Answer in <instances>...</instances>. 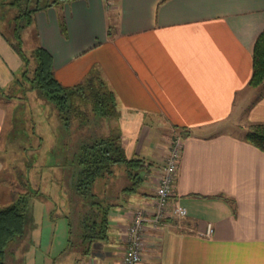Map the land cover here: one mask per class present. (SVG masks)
<instances>
[{
	"label": "crops",
	"instance_id": "0c3cea01",
	"mask_svg": "<svg viewBox=\"0 0 264 264\" xmlns=\"http://www.w3.org/2000/svg\"><path fill=\"white\" fill-rule=\"evenodd\" d=\"M111 2L67 0L39 10L21 45L29 40L30 50H47L62 85L98 71L116 96L118 117L140 118L146 127L159 118L183 136L169 206L186 208V215H169L158 226L146 220L141 264H264V151L244 139L249 124L264 122V89L248 84L254 42L264 30V0ZM8 37L0 30V94L24 66ZM5 121L0 105V135ZM155 143L147 154L137 145L133 154L151 161V171L141 193L111 210L104 242H94L85 257L64 251L66 228L59 256L67 252L74 264H121L131 218L138 209L147 216L154 210L167 152ZM26 236L31 241L41 233ZM41 253L42 264L57 261Z\"/></svg>",
	"mask_w": 264,
	"mask_h": 264
},
{
	"label": "trees",
	"instance_id": "16d2710c",
	"mask_svg": "<svg viewBox=\"0 0 264 264\" xmlns=\"http://www.w3.org/2000/svg\"><path fill=\"white\" fill-rule=\"evenodd\" d=\"M66 1L0 0V5L15 9L11 22L15 42L10 45L23 59L24 67L26 65L20 74L29 82L30 90H36L54 104L65 124L75 120L77 126L83 128L91 125L92 120L109 123L118 117L119 105L113 90L98 71H92L74 85L65 86L56 79L47 50L37 46L29 56L22 50L21 33L32 23L35 13ZM61 30L66 33L63 21ZM251 57L252 74L248 84L264 89V30L256 37ZM244 139L264 151V122L249 124ZM125 145L123 136L113 127L104 128V132L93 131L80 141L74 153V179H71L66 199L70 212L62 214L68 228L64 251L77 249L83 257L90 254L94 242H104L107 238L111 210L122 204L125 196L141 193L152 162L142 156H128ZM34 193L36 191L14 192L11 204L0 206V264H7L6 252L13 250L17 239L26 236V215Z\"/></svg>",
	"mask_w": 264,
	"mask_h": 264
},
{
	"label": "rangeland",
	"instance_id": "374dc122",
	"mask_svg": "<svg viewBox=\"0 0 264 264\" xmlns=\"http://www.w3.org/2000/svg\"><path fill=\"white\" fill-rule=\"evenodd\" d=\"M6 7L11 10L0 11V24H4L2 28L0 26V30L15 42L14 33L11 31L15 9ZM25 32L21 33L24 38L28 34ZM29 43L27 40L21 45L27 56L32 52L28 47ZM25 67L15 76L17 80L14 85L5 88L4 93L0 94V105L6 111V121L0 135V160L3 163L0 175V206L11 204L14 192L36 191L28 206L26 232L32 231L35 235L41 233L42 238L35 237L31 241L26 238L17 239L13 243V250L6 252L5 259L7 264H42V251L44 254L50 252L51 259L57 258V261L52 259V264H74L69 261L67 252L59 255L66 242L67 228L66 220L61 215L70 212L66 199L70 194L69 184L74 179V153L80 141L93 131L104 132V128L113 127L123 136L127 154L133 156L137 145L141 149L138 151L145 154L150 150L149 145L160 140V144L166 147L167 156L173 140H183V136L163 127L159 118L146 121L149 127L146 124L142 126L140 122L143 120L140 118L120 116L104 123L105 125L104 120H92L89 123L91 125L83 128H79L75 120L65 124L51 101L38 95L36 90L29 89V82L24 81L20 74ZM141 129L144 132L140 136L138 132ZM237 131L240 133L239 129ZM51 233L54 235L52 242Z\"/></svg>",
	"mask_w": 264,
	"mask_h": 264
},
{
	"label": "built area",
	"instance_id": "2783aa9c",
	"mask_svg": "<svg viewBox=\"0 0 264 264\" xmlns=\"http://www.w3.org/2000/svg\"><path fill=\"white\" fill-rule=\"evenodd\" d=\"M112 0H105L107 5H112ZM183 140L176 138L170 144L168 154L165 158L164 167L161 169L158 184L155 190L154 210L150 215H146L143 209H138L133 217L131 223L126 231V246L121 255V264H141V254L143 247V231L145 222L148 220L153 226H158L165 217L174 215L175 217H182L186 215V208L182 206H169V198L175 187L178 166L183 151ZM211 224L207 225L206 235L212 232Z\"/></svg>",
	"mask_w": 264,
	"mask_h": 264
}]
</instances>
